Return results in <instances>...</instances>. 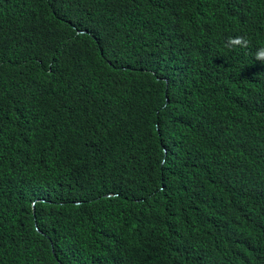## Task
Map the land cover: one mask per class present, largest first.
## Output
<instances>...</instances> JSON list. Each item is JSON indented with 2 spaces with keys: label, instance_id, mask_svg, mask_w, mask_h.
<instances>
[{
  "label": "trees",
  "instance_id": "trees-1",
  "mask_svg": "<svg viewBox=\"0 0 264 264\" xmlns=\"http://www.w3.org/2000/svg\"><path fill=\"white\" fill-rule=\"evenodd\" d=\"M260 47L264 0H0V264H264Z\"/></svg>",
  "mask_w": 264,
  "mask_h": 264
},
{
  "label": "clouds",
  "instance_id": "clouds-1",
  "mask_svg": "<svg viewBox=\"0 0 264 264\" xmlns=\"http://www.w3.org/2000/svg\"><path fill=\"white\" fill-rule=\"evenodd\" d=\"M226 46L230 48H247L249 46V41L244 37L238 36L234 38H229ZM255 60L264 63V47H260L257 49L255 53Z\"/></svg>",
  "mask_w": 264,
  "mask_h": 264
}]
</instances>
